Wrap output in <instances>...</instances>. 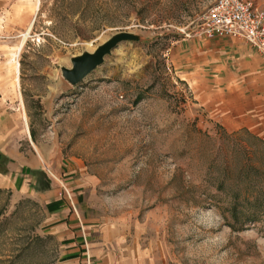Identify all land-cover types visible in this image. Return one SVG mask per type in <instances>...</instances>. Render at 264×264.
Returning a JSON list of instances; mask_svg holds the SVG:
<instances>
[{"label":"rangeland","instance_id":"rangeland-1","mask_svg":"<svg viewBox=\"0 0 264 264\" xmlns=\"http://www.w3.org/2000/svg\"><path fill=\"white\" fill-rule=\"evenodd\" d=\"M214 2L0 0V110L48 173L92 177L83 204L120 264H264V115L236 122L183 59ZM120 31L141 38L64 78ZM44 221L34 197L0 191V264H56Z\"/></svg>","mask_w":264,"mask_h":264},{"label":"crops","instance_id":"crops-1","mask_svg":"<svg viewBox=\"0 0 264 264\" xmlns=\"http://www.w3.org/2000/svg\"><path fill=\"white\" fill-rule=\"evenodd\" d=\"M184 44L188 47L183 55L184 63L188 64L187 74L200 83L206 98L220 100L231 114L239 116L236 122H247L252 115L255 117L248 121L261 119L264 55L252 43L239 37L195 36L185 39ZM3 108L0 110V191L34 197L44 207V233L58 244L56 264H120L123 251L108 248L111 240L108 232L99 219L90 217L83 204L82 195L92 177L70 173L69 165L63 173L59 164L54 165L55 173L51 170L48 173L43 150L29 135L32 146L23 147L9 116L1 112Z\"/></svg>","mask_w":264,"mask_h":264},{"label":"built area","instance_id":"built-area-1","mask_svg":"<svg viewBox=\"0 0 264 264\" xmlns=\"http://www.w3.org/2000/svg\"><path fill=\"white\" fill-rule=\"evenodd\" d=\"M194 36L243 38L264 55V8L254 0H215Z\"/></svg>","mask_w":264,"mask_h":264},{"label":"water","instance_id":"water-1","mask_svg":"<svg viewBox=\"0 0 264 264\" xmlns=\"http://www.w3.org/2000/svg\"><path fill=\"white\" fill-rule=\"evenodd\" d=\"M140 35L131 31H120L98 45L94 51H84L71 58L72 66H62L64 78L72 85H78L96 68L102 65L106 56L111 55L113 50L122 42H137Z\"/></svg>","mask_w":264,"mask_h":264},{"label":"trees","instance_id":"trees-1","mask_svg":"<svg viewBox=\"0 0 264 264\" xmlns=\"http://www.w3.org/2000/svg\"><path fill=\"white\" fill-rule=\"evenodd\" d=\"M252 216H253L254 218H256V217L259 216V215H258V213L255 212V213H253Z\"/></svg>","mask_w":264,"mask_h":264},{"label":"bare ground","instance_id":"bare-ground-1","mask_svg":"<svg viewBox=\"0 0 264 264\" xmlns=\"http://www.w3.org/2000/svg\"><path fill=\"white\" fill-rule=\"evenodd\" d=\"M28 33V32H27ZM27 33L26 34H24V36L26 37L27 36ZM23 42H24V40L20 43V45H22L23 44ZM31 136V135H30Z\"/></svg>","mask_w":264,"mask_h":264}]
</instances>
